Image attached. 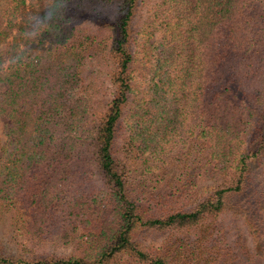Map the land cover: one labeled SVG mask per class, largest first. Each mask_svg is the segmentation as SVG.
<instances>
[{
	"label": "trees",
	"instance_id": "1",
	"mask_svg": "<svg viewBox=\"0 0 264 264\" xmlns=\"http://www.w3.org/2000/svg\"><path fill=\"white\" fill-rule=\"evenodd\" d=\"M0 124V264H264V0H0Z\"/></svg>",
	"mask_w": 264,
	"mask_h": 264
},
{
	"label": "rangeland",
	"instance_id": "2",
	"mask_svg": "<svg viewBox=\"0 0 264 264\" xmlns=\"http://www.w3.org/2000/svg\"><path fill=\"white\" fill-rule=\"evenodd\" d=\"M141 15H142V13H141ZM103 70H104L103 67L102 68L101 67L94 68V71L96 74L94 78L96 80H98V82H99L98 87L100 90V97H101L102 101H104L103 103H106L107 101H109L112 98L113 90L110 87V85H108L106 79L104 78L105 72ZM143 89H144L143 84L141 82H138L136 92L134 93V95L136 96V98L138 100H140L143 97V95H142ZM252 89L253 88L251 87L250 90H252ZM1 132H2V124H0V134H1ZM0 138H1V141L3 142L4 137L2 135H0ZM253 174H254V184L257 187L262 188L264 191V159H263L262 163L253 170ZM226 223L231 224L232 221L229 219L226 221ZM230 226H232V224ZM235 232L236 231H234V230L231 232V235H232L231 239H235V234L239 235L238 233H235ZM166 237H167V235H162L160 232H146V233L143 232L140 235V239L144 242V244L150 245V246L161 243V241L163 239H166ZM243 237H245L244 233H243ZM4 243H5V241H4ZM239 259L241 261H242V259H246V256L243 252H241ZM257 264H262V263H257Z\"/></svg>",
	"mask_w": 264,
	"mask_h": 264
}]
</instances>
